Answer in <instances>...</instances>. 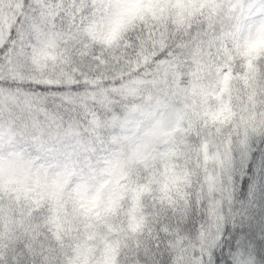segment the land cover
Listing matches in <instances>:
<instances>
[{
	"label": "snow or ice",
	"instance_id": "1",
	"mask_svg": "<svg viewBox=\"0 0 264 264\" xmlns=\"http://www.w3.org/2000/svg\"><path fill=\"white\" fill-rule=\"evenodd\" d=\"M256 156L264 0H0V264H264Z\"/></svg>",
	"mask_w": 264,
	"mask_h": 264
},
{
	"label": "trees",
	"instance_id": "2",
	"mask_svg": "<svg viewBox=\"0 0 264 264\" xmlns=\"http://www.w3.org/2000/svg\"><path fill=\"white\" fill-rule=\"evenodd\" d=\"M177 18H179V14H177ZM237 180L238 194L242 186L240 181L243 180L246 183L248 194L255 192L257 201L264 203V156H256L251 165L249 158H245L244 168Z\"/></svg>",
	"mask_w": 264,
	"mask_h": 264
}]
</instances>
